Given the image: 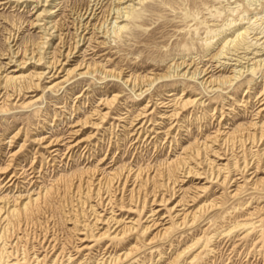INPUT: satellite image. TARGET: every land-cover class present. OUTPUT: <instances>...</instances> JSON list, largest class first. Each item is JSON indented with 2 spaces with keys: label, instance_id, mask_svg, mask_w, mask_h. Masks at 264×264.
<instances>
[{
  "label": "rangeland",
  "instance_id": "obj_1",
  "mask_svg": "<svg viewBox=\"0 0 264 264\" xmlns=\"http://www.w3.org/2000/svg\"><path fill=\"white\" fill-rule=\"evenodd\" d=\"M129 3L0 0V264H264V0Z\"/></svg>",
  "mask_w": 264,
  "mask_h": 264
},
{
  "label": "bare ground",
  "instance_id": "obj_2",
  "mask_svg": "<svg viewBox=\"0 0 264 264\" xmlns=\"http://www.w3.org/2000/svg\"><path fill=\"white\" fill-rule=\"evenodd\" d=\"M10 1H18V2H20L21 0H10ZM42 0H37V2H41ZM54 1V0H53ZM118 1H120L121 3H125V2H127V1H131V3H129L128 4V6H126V7H123V8H116L115 9V11H116V13H117V16L116 17H111L110 19L109 18H106V20H105V22H107L108 20H113L112 22H116V20L118 19V18H125V20H126V18H128L130 15H131V13L133 12V10H134V8H135V4H138V3H140V2H142L143 0H118ZM136 1V2H135ZM7 2V1H6ZM44 2L45 3H47V2H49V0H44ZM52 8H44L41 12H47V13H49V14H51L52 13V10H51ZM123 9V10H122ZM41 14V13H40ZM40 14H38V18H39V16H40ZM83 14H85V13H83ZM89 14H91V12H89ZM94 14V13H93ZM88 17V16H87ZM86 17V18H87ZM37 19V18H36ZM124 19H122V21H125ZM110 22V21H109ZM119 23V22H118ZM115 26V24H113V27ZM124 27V24H121V25H117V23H116V30L115 31H120L122 28ZM50 28L52 29V28H54V25H51L50 26ZM55 29V28H54ZM48 31V30H47ZM12 32V31H11ZM48 33V32H47ZM12 34V33H11ZM117 34V33H116ZM242 35H243V33H241V32H238V34H236V36H235V38H238L239 36L240 37H242ZM8 38V37H7ZM13 38V37H12ZM82 38H83V36H81L79 39H78V41H80V40H82ZM235 38H233L232 40L230 39L229 41L230 42H232V41H234V39ZM11 39V38H10ZM13 41V40H12ZM228 41V42H229ZM45 43H46V41H44ZM227 44V43H226ZM42 45V44H41ZM41 45L39 46V47H41ZM42 47H44L43 45H42ZM12 49V48H11ZM17 50V49H16ZM29 50V49H28ZM41 50V49H40ZM71 50V49H70ZM9 51V50H8ZM36 51H38V50H36ZM20 53V51H15L14 49H12L11 51H10V53L8 54L9 56V60L12 62V60L11 59H15L17 56H18V54ZM25 52H27L26 51V49H25ZM32 52H33V50H32ZM39 53H41V52H39ZM43 53V52H42ZM41 53V54H42ZM28 54H29V52H28ZM39 54H37V56H38ZM34 56V55H33ZM30 57V56H29ZM32 58H34V57H30V59H32ZM8 59V58H7ZM24 59V58H23ZM29 59V58H28ZM29 59V60H30ZM41 59V58H40ZM57 60V59H56ZM55 60V61H56ZM19 61V60H18ZM23 61V60H22ZM48 61V60H47ZM17 62V61H16ZM15 62V63H16ZM58 62V61H57ZM25 63H26V60H25ZM264 63V62H263ZM263 63H262V65H263ZM61 64V63H60ZM18 66V65H17ZM50 66V65H49ZM181 66V64L179 65H176V69L177 68H179ZM2 67V66H1ZM52 69L54 70V72H53V74L52 75H50V76H54V73H55V66H54V64L52 63ZM50 67V68H51ZM64 67V66H63ZM55 68V69H54ZM89 68V67H88ZM235 69V68H234ZM233 69V70H234ZM60 70H61V68H60ZM71 70V69H70ZM75 70H78L77 68H76V66H75V68L73 69L72 68V70L71 71H67L66 72V75H69L71 72H74ZM85 70V69H84ZM189 69H186L184 72H183V74H191L190 75V77L191 78H196L198 75H200L202 72L201 71H197V72H189L188 71ZM199 70V69H198ZM205 70V69H204ZM195 71V70H194ZM235 71V70H234ZM42 72H44V71H42ZM48 72V71H47ZM51 72V71H50ZM100 72H102V73H104V76H114V77H119L120 75H115V74H111V73H108V72H104V71H100ZM173 72H175V73H172V74H176V70L174 69V71ZM187 72V73H186ZM243 71H241V69H237L236 70V72H234L235 74H234V79L235 78H237L238 76H240V74L242 73ZM36 73V72H35ZM45 73V72H44ZM78 73V72H77ZM88 73V71L86 70V71H83V72H81L80 74H82V75H84V74H87ZM90 73V72H89ZM203 73H204V71H203ZM209 73V72H208ZM56 74H57V72H56ZM55 74V75H56ZM171 74V73H170ZM169 73H168V75H160L159 77H156V78H154V80H157V79H159V78H162V77H167V76H172V74L170 75ZM178 74V73H177ZM187 74V75H188ZM2 76V75H1ZM35 78L38 80V81H40V79H41V77L43 76V73H36L35 74ZM59 76V75H58ZM64 77V76H63ZM130 77V76H129ZM200 77H203V75H201ZM230 77V76H229ZM31 78H32V76H31ZM199 78V77H198ZM49 79V78H48ZM55 79V78H54ZM203 79V78H202ZM230 79L231 78H228V77H226V78H224V80H221V78L220 79H216V81H218L220 84L221 83H227L228 84V82H230ZM136 80V79H135ZM153 80V81H154ZM206 80V79H205ZM221 80V81H220ZM2 81V80H1ZM29 81V80H28ZM129 80L128 79H125V81H124V83H126L127 84V82H128ZM142 81V80H141ZM215 80L213 79V81L212 80H210V82H209V85H210V83H213ZM67 82V81H66ZM134 82V81H133ZM152 82V81H151ZM202 82V81H201ZM200 82V83H201ZM203 82H204V80H203ZM3 83V82H2ZM129 83V82H128ZM131 83V82H130ZM204 83H206V82H204ZM203 83V84H204ZM208 83V82H207ZM218 83V84H219ZM230 83H232V81L230 82ZM229 83V84H230ZM214 84H216V83H214ZM0 85H1V83H0ZM8 85V84H7ZM14 85V84H13ZM26 85V84H25ZM221 85H224V84H221ZM23 86H24V84H23ZM39 86V82H34L33 80H31V84L29 85V86H27L26 88L27 89H30V88H36V87H38ZM205 86V85H204ZM219 86V85H218ZM12 87V86H11ZM2 88V87H1ZM142 88V87H141ZM218 89V88H217ZM23 90V89H22ZM264 90V89H263ZM26 91V90H25ZM29 91V90H28ZM250 91V90H249ZM141 92V91H140ZM254 92V91H253ZM23 93V92H22ZM248 93V92H247ZM260 93H262V91L260 92ZM171 94V93H170ZM249 94V93H248ZM15 95V94H14ZM168 95V94H167ZM251 95V94H250ZM260 95V94H259ZM21 96V95H20ZM10 97V96H9ZM18 97V96H17ZM19 98V97H18ZM22 98V97H21ZM117 98V94H114L110 99H106V100H102L103 102H104V104H112V102H114L115 101V99ZM256 98V97H255ZM258 98V97H257ZM161 100V99H160ZM245 100V99H244ZM249 100V99H248ZM258 100V99H257ZM188 101V100H187ZM183 102V104H184V102H186V100L185 101H182ZM189 102V101H188ZM188 102H186V104H188L189 105V103ZM193 102V101H192ZM238 102V101H237ZM236 102V103H237ZM24 103V102H23ZM22 103V104H23ZM98 103H100V102H98ZM159 103V102H158ZM180 103V102H179ZM239 103V102H238ZM261 103V105H264V102L262 103V102H260ZM21 104V103H20ZM28 104V103H27ZM25 105V104H24ZM149 105V104H148ZM178 105V104H177ZM181 105V104H180ZM230 105V104H229ZM239 105V104H238ZM247 105H248V103H247ZM23 106V105H22ZM164 106V105H163ZM187 106V105H186ZM258 106V105H257ZM110 107V106H109ZM183 107H184V105H183ZM230 107V106H229ZM228 107V108H229ZM2 109V108H1ZM215 109V108H214ZM264 109V107H262V109L261 110H263ZM9 110V109H8ZM176 110V109H175ZM261 110H259V111H261ZM232 111V110H231ZM148 112V111H147ZM102 113V112H101ZM176 113V112H175ZM209 113V112H208ZM206 115H207V113H206ZM234 115V114H233ZM258 115V114H257ZM261 115H263V114H261ZM100 116V115H99ZM138 116H140V115H138ZM160 116V115H159ZM174 116V115H173ZM225 116V115H224ZM260 116V115H259ZM142 117V116H141ZM201 117H202V115H201ZM209 117V116H208ZM223 117V116H222ZM221 117V118H222ZM262 117V116H261ZM106 118V117H105ZM104 118V119H105ZM118 118V117H117ZM173 118V117H172ZM199 118V117H198ZM220 118V119H221ZM103 119V120H104ZM206 119V118H205ZM100 120H102V119H100ZM142 120V119H141ZM143 120H144V118H143ZM260 120V119H259ZM262 120V119H261ZM178 121V120H177ZM143 122V121H142ZM150 122V121H149ZM155 122V121H154ZM157 122V121H156ZM173 122V121H172ZM176 122V121H175ZM221 122V121H220ZM88 122H86V124H87ZM83 124V123H82ZM94 124V123H93ZM182 124V123H181ZM252 124V123H251ZM92 125V124H91ZM96 125V124H95ZM172 125H173V123H172ZM93 126V125H92ZM97 126H98V124H97ZM117 126V125H116ZM140 126V125H139ZM250 126V125H249ZM138 127V126H137ZM136 127V128H137ZM159 127V126H158ZM172 127V126H171ZM135 128V129H136ZM170 128V127H169ZM168 128V129H169ZM254 128V127H253ZM252 128V129H253ZM176 129V128H175ZM181 129V128H180ZM183 130V129H182ZM224 130V129H223ZM243 131H244V129H242ZM145 131V130H144ZM150 131V130H149ZM156 131V130H155ZM166 131H168V130H166ZM242 131V132H243ZM246 131V130H245ZM252 131V130H251ZM139 132V131H138ZM157 132V131H156ZM160 132V131H159ZM162 132V131H161ZM17 133V132H16ZM167 133V132H166ZM170 133V132H169ZM264 133V132H263ZM77 134V132H74V135H76ZM139 134V133H138ZM217 134V133H216ZM147 135V134H146ZM236 135V134H235ZM244 135V137H246L245 135L246 134H243ZM256 134H254L253 136H255ZM73 136V135H72ZM90 136V135H89ZM145 136V135H144ZM173 136V135H172ZM230 136V135H229ZM242 136V135H241ZM240 136V137H241ZM249 136V135H248ZM261 137H263L262 135L261 136H259V141L261 140ZM15 138V137H14ZM138 138V137H137ZM171 138V137H170ZM209 138V137H208ZM220 138V137H219ZM59 139V138H58ZM245 140H247L246 138H244ZM253 139H258V137L257 138H253ZM263 139V138H262ZM37 140V139H36ZM60 140V139H59ZM144 140V139H143ZM159 140V139H158ZM174 140V139H173ZM216 140V139H215ZM215 140H213L214 142H215ZM221 140V139H220ZM235 140V139H234ZM240 140V139H239ZM40 140H38V142H39ZM79 141V140H78ZM175 141V140H174ZM211 141V140H210ZM212 141V142H213ZM217 141V140H216ZM244 141V140H243ZM256 141H258V140H256ZM50 142V141H49ZM53 142V140L50 142V143H52ZM56 142V141H55ZM58 142V141H57ZM171 142V141H170ZM245 142H248V140L247 141H245ZM255 142V141H254ZM48 144V145H51V144ZM219 143H221V142H219ZM229 143V142H228ZM260 143V142H259ZM53 144H55V143H53ZM70 144V143H69ZM176 144V143H175ZM213 144V143H212ZM237 144V143H236ZM243 144V143H242ZM245 144V143H244ZM262 144V143H261ZM201 145H202V143H201ZM223 145H224V143H223ZM222 145V146H223ZM249 145V144H248ZM80 146V145H79ZM86 146V145H85ZM203 146V145H202ZM201 146V147H202ZM205 146V145H204ZM203 146V147H204ZM212 146V145H211ZM21 147V146H20ZM78 147V146H77ZM76 147V148H77ZM202 147V148H203ZM207 147V146H206ZM214 147V146H213ZM86 148V147H85ZM197 148V147H196ZM195 148V149H196ZM199 148V147H198ZM218 148V147H217ZM223 148V147H222ZM229 148V147H228ZM235 148V147H234ZM250 148V147H249ZM21 149V148H20ZM68 149V148H67ZM219 149V148H218ZM84 150V149H83ZM86 150V149H85ZM196 150H198V149H196ZM201 150V149H200ZM210 150V149H209ZM192 151V150H191ZM203 151V150H202ZM225 151V150H224ZM50 152V151H49ZM194 153H195V151H193ZM192 152V153H193ZM226 152V151H225ZM229 152V151H228ZM56 153V152H55ZM72 153V152H71ZM193 153V154H194ZM196 153H198L197 151H196ZM195 153V154H196ZM205 153V152H204ZM203 153V154H204ZM212 153V152H211ZM262 153V152H261ZM264 153V152H263ZM222 155V154H221ZM243 155V154H242ZM220 157V156H219ZM187 158H188V156H187ZM190 158V157H189ZM55 159V158H54ZM202 159V158H201ZM200 159V160H201ZM251 159V158H250ZM263 160H264V158H262ZM231 160V159H230ZM56 161V160H55ZM209 161V160H208ZM244 161V160H243ZM252 161V160H251ZM250 161V162H251ZM195 162V161H194ZM198 161H196V163H197ZM200 162V161H199ZM202 162V161H201ZM234 162V161H233ZM185 163V162H184ZM252 163V162H251ZM200 164V163H199ZM224 164V163H223ZM235 164V163H234ZM207 165V164H206ZM233 165V164H232ZM231 165V166H232ZM244 165H245V163H244ZM250 165V164H249ZM180 168H182V166L183 165H181L180 164ZM201 166V165H200ZM7 167H9V166H7ZM42 167V166H41ZM210 167V166H209ZM234 167H235V165H234ZM242 167V166H241ZM205 168V167H204ZM212 168V167H211ZM18 169V168H17ZM30 169H32V168H30ZM35 169V168H34ZM189 169H191L190 167H189ZM196 169H198V168H196ZM208 169V168H207ZM225 169V168H224ZM241 169V168H240ZM245 169V168H244ZM1 170V169H0ZM182 170V169H181ZM184 170V169H183ZM211 170V169H210ZM2 171V170H1ZM4 171H6L7 172V170H4ZM33 171V170H32ZM140 171V170H139ZM184 171H186V169L184 170ZM195 171V170H194ZM193 171V172H194ZM207 171V170H206ZM213 171V169L211 170V172ZM93 172H94V170H93ZM151 172V171H150ZM163 172V171H162ZM191 172H192V170H191ZM202 172V171H201ZM214 173H215V171H213ZM234 172V171H233ZM13 173V172H12ZM209 173V172H208ZM207 173V174H208ZM6 174V173H5ZM14 174V173H13ZM12 174V175H13ZM32 174V173H31ZM118 174V173H117ZM200 174V173H199ZM210 174V173H209ZM18 175V174H17ZM95 175H96V173H95ZM127 175V174H126ZM163 175H164V173H163ZM184 175V174H183ZM189 174H187V176H188ZM190 175H192V173L190 174ZM211 175H212V173H211ZM218 175V174H217ZM226 175V174H225ZM250 175V174H249ZM91 176V175H90ZM94 176V175H93ZM93 176H91V177H93ZM113 176V175H112ZM114 176H115V174H114ZM13 177V176H12ZM210 177V176H209ZM218 177V176H217ZM246 177V176H245ZM18 178V177H17ZM97 178H99V176L97 177ZM102 178V177H101ZM116 178V177H115ZM120 178V177H119ZM131 178V177H130ZM142 178H144V177H142ZM211 178V177H210ZM215 178H216V176H215ZM226 178V177H225ZM112 179V178H111ZM129 179V178H128ZM147 179H148V177H147ZM163 179H165V178H163ZM232 179V178H231ZM7 180V179H6ZM19 180V179H18ZM105 180V179H104ZM114 180V179H113ZM216 180V179H215ZM234 180V179H233ZM247 180H250V179H247ZM91 181V180H90ZM108 181V180H107ZM122 181V180H121ZM150 181V180H149ZM220 181V180H219ZM232 181V180H231ZM17 182V181H16ZM97 182V181H96ZM99 182V181H98ZM110 182H111V180H110ZM113 182V181H112ZM119 182V181H118ZM162 182V181H161ZM173 182V181H172ZM146 183V182H145ZM163 184H164V182H162ZM10 184V183H9ZM81 184H82V182H81ZM108 184V183H107ZM172 184V183H171ZM174 184H175V182H174ZM17 185V184H16ZM96 185V184H95ZM100 185V184H99ZM111 186H112V184H110ZM119 185H120V183H119ZM144 185V184H143ZM146 185H148V183L146 184ZM159 185V184H158ZM176 185V184H175ZM83 186V185H82ZM164 186H168V185H164ZM88 187V186H87ZM95 187V186H94ZM119 187V186H118ZM162 187V186H161ZM168 187H170V186H168ZM167 187V188H168ZM81 188V187H80ZM90 188V187H89ZM92 188V187H91ZM112 188V187H111ZM113 188H115V187H113ZM124 188V187H123ZM158 188V187H157ZM173 187H171V189H172ZM87 189V188H86ZM95 189V188H94ZM127 189V188H126ZM162 189V188H161ZM164 189V188H163ZM176 189V188H175ZM93 190V189H92ZM114 190V189H113ZM116 190V189H115ZM168 190V189H167ZM86 191H89V189L88 190H86ZM120 191V190H119ZM119 191H117V192H119ZM160 191V190H159ZM172 191V190H171ZM174 191V190H173ZM173 191H172V194H173ZM101 193H102V191H100ZM106 192H108V191H106ZM126 192V191H125ZM148 192H150V191H148ZM83 193V192H82ZM111 193V192H110ZM123 193V192H122ZM140 193V192H139ZM152 193V192H151ZM160 193V192H159ZM232 193V192H231ZM86 194V193H85ZM105 194V193H104ZM108 194H109V192H108ZM116 194V193H115ZM130 194V193H129ZM88 195V194H87ZM132 195V194H131ZM40 196V195H39ZM138 196H139V194H138ZM151 196V195H150ZM154 196H156V195H154ZM95 197V196H94ZM102 197V196H101ZM173 197V196H172ZM195 197V196H194ZM88 198V197H87ZM91 198V197H90ZM113 198V197H112ZM122 198V197H121ZM132 198V197H131ZM138 198V197H137ZM162 198V197H161ZM133 199V198H132ZM136 199V198H135ZM142 199V198H141ZM153 199H155V198H153ZM32 200V199H31ZM100 200V199H99ZM114 200V199H113ZM118 200V199H117ZM116 200V201H117ZM136 200H138V199H136ZM30 201V200H29ZM33 201V200H32ZM129 201V200H128ZM141 201V200H140ZM154 201V200H153ZM138 202V201H137ZM157 202V201H156ZM82 203H83V201H82ZM5 204V203H4ZM30 204H31V202H30ZM106 204V203H105ZM128 204V203H127ZM176 204V203H175ZM120 206V205H119ZM93 207V206H92ZM122 207V206H121ZM128 207V206H127ZM207 207V206H206ZM4 208H5V206H4ZM123 208V207H122ZM129 208V207H128ZM171 208V207H170ZM17 209H19V208H17ZM130 209V208H129ZM202 210V209H201ZM3 211V210H2ZM20 211H23V209H22V207H21V210ZM95 211V210H94ZM181 211V210H180ZM197 211H198V208H197ZM5 212V211H4ZM178 212V211H177ZM190 212V211H189ZM0 213H2V212H0ZM18 214V213H17ZM20 214V213H19ZM99 214V213H98ZM187 214H188V212H187ZM186 213H185V215H187ZM190 214V213H189ZM195 214V213H194ZM21 215V214H20ZM109 215V214H108ZM174 215V214H173ZM105 216V215H104ZM94 217V216H93ZM192 217H196V216H192ZM96 218V217H95ZM111 218V217H110ZM184 218V217H183ZM182 218V219H183ZM190 218V217H189ZM98 219H100L99 217H98ZM185 220H186V218H184ZM183 219V220H184ZM76 220V219H75ZM109 220V219H108ZM181 220V219H180ZM235 220V219H234ZM121 221V220H120ZM192 221H193V219H192ZM75 223V222H74ZM118 223H116V225H117ZM154 224V223H153ZM180 224V223H179ZM84 225V224H83ZM97 225V224H96ZM87 226V225H86ZM148 226V225H147ZM151 226V225H150ZM133 227V226H132ZM146 227V226H145ZM233 227V226H232ZM124 228V227H123ZM128 228V227H127ZM144 228V227H143ZM149 228V226L147 227V229ZM125 229V228H124ZM134 229V228H133ZM161 229V228H160ZM106 230V229H105ZM123 230V229H122ZM130 230V229H129ZM129 230H127V231H129ZM144 230H145V228H144ZM94 231H96V230H94ZM119 231H120V229H119ZM168 231V230H167ZM123 233L125 232V231H122ZM165 232V231H164ZM163 232V233H164ZM103 233V232H102ZM106 233V232H105ZM157 233V232H156ZM160 233V232H159ZM114 235H116V233L114 232L113 233ZM113 234H112V236H113ZM161 234V233H160ZM156 235V234H155ZM154 235V236H155ZM89 237H91V236H89ZM98 238H99V236H98ZM83 240V239H82ZM130 253V252H129ZM126 255H128V253H126ZM111 258V257H110ZM113 259H114V257H113ZM116 259H118V258H116ZM117 261V260H116ZM114 262V261H113ZM102 263V262H101ZM98 264V263H97Z\"/></svg>",
  "mask_w": 264,
  "mask_h": 264
}]
</instances>
